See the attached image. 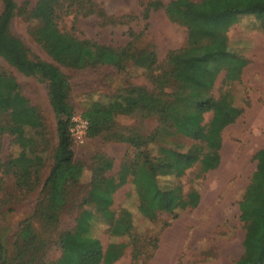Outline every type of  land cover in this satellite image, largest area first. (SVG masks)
<instances>
[{
  "label": "trees",
  "instance_id": "16d2710c",
  "mask_svg": "<svg viewBox=\"0 0 264 264\" xmlns=\"http://www.w3.org/2000/svg\"><path fill=\"white\" fill-rule=\"evenodd\" d=\"M43 2L42 14L33 15L27 10V3L18 8L13 0H0V58L22 75L46 84L55 115L56 144L52 165L41 182L43 197L35 210L38 220L57 226L69 193L78 185L83 172V167L74 162L69 132L73 117L71 88L59 66L75 70L107 66L124 72L131 64L149 73L155 84L156 93L134 89L109 105L93 103L82 112L89 138L111 130L119 108L129 114L139 112L141 119L156 120L152 131L132 137V146L141 160H123L114 175L100 181L93 179L79 203L87 210L75 217L72 229L54 235L51 242L60 255L50 264H112L120 257L121 250L114 241L103 250L93 236L92 223L104 222L113 238L124 236L132 227V215L127 209L118 213L111 209L117 189L131 183L136 196L147 200L153 208L144 214L152 216L157 209L173 221L178 217L177 206L184 195L180 182L184 172L197 166L200 177L219 166L222 131L248 106L247 101L240 105L228 96L230 89L240 82L249 60L234 52H223L217 59L208 58L206 49L222 42L225 33L246 18L255 31L264 34V0H170L167 3L147 0L141 14L145 22L143 31L135 34L129 29V42L121 47L80 39L59 29L57 20L61 13L66 15L72 8L77 17L94 15L105 24L113 23V18L93 0ZM158 10H163L170 22L186 26V37L183 47L168 52L164 70L153 74L157 68L154 44L137 48L134 43L147 38V20L151 12ZM16 16L29 23V34L53 62L26 58L24 46L10 34V24ZM221 72H224L222 96L215 99L212 90ZM207 113L211 116L206 122ZM45 132L46 124L38 108L21 93L16 79L0 69V146L3 137L8 136L19 149L16 155L0 162V190L4 178L12 179L17 189L26 192L39 186L49 147ZM123 136V140H128L125 133ZM253 159L255 169L238 200L239 220L245 230L243 254L230 264H264V148L256 151ZM198 200L196 191L186 195L190 207ZM29 222L26 220L20 226L13 258L7 256L0 238V264H27V259L30 264H47L46 251L51 243L42 238L47 231L42 226L36 231ZM168 226L169 223L164 227ZM31 248L33 252L28 256ZM154 249L156 243L151 251ZM140 255L138 246L134 247V260Z\"/></svg>",
  "mask_w": 264,
  "mask_h": 264
},
{
  "label": "rangeland",
  "instance_id": "374dc122",
  "mask_svg": "<svg viewBox=\"0 0 264 264\" xmlns=\"http://www.w3.org/2000/svg\"><path fill=\"white\" fill-rule=\"evenodd\" d=\"M13 1L18 8L27 3L26 8L33 15L42 14L44 0ZM93 1L113 18V23L105 24L94 15L77 17L72 8L66 15L61 13L57 20L59 29L77 38L91 39L112 47H121L129 42V29L135 34L143 31L145 22L141 14L143 3L147 0ZM161 1L167 3L170 0ZM147 22V38L137 40L134 45L141 48L148 43L154 44L157 68L153 74H160L165 68L168 52L185 45L186 26L170 22L163 10L151 12ZM28 27L29 23L23 17H14L10 24L11 38L21 42L28 60L53 62L29 34ZM215 52L216 56L213 55ZM223 52H234L249 60L242 70L240 82L230 89L228 96L240 105L247 101L248 106L233 124L222 131L219 166L200 177H197V166L184 172L180 178L184 195L177 206L178 217L173 221L171 216L157 209L152 216L144 214L152 206L147 200L136 196L131 183L117 189L113 194L111 209L116 213L127 209L132 215V227L124 236L113 238L104 222L95 220L92 223L93 236L103 250H107L113 241L121 250L120 257L112 264H230L242 256L245 230L239 220L238 200L255 169L253 155L264 148V34L255 31L247 18L243 19L225 33L222 42L206 49L207 57L212 59H217ZM59 68L70 84L69 100L73 116L82 118L83 110L89 105H109L134 89L140 88L146 94L156 93L149 73L131 64L124 72L107 66L84 70ZM0 69L16 79L21 93L38 108L46 124V140L49 142L45 167L41 170L40 184L36 189L29 192L17 189L12 179L4 178L1 183L0 238L7 256L13 258L17 233L26 220L36 231L40 230V226L47 231L42 238L48 243L52 242L54 235L72 229L75 217L87 210L79 203L87 195L89 183L93 179L100 181L114 175L123 160H141L132 146V137L152 131L156 127V120L153 117L141 119L139 112L129 114L119 108L115 126L111 130L94 138L87 137L86 132L82 144L72 142L74 162L83 167L81 179L71 189L57 226L45 225L38 220L35 210L43 197L41 182L52 165L56 144L55 115L49 104L47 86L36 78L22 75L1 58ZM223 75L224 72H221L215 81L212 90L215 99L222 96ZM210 116V113L205 114L206 122ZM123 133L128 140H123ZM18 151L11 139L4 136L0 146V162L8 160ZM191 191L199 195L194 207L186 204V195ZM168 223L169 226L164 227ZM52 243L48 244L46 251L47 264L60 255L59 249ZM154 243L156 249L151 251ZM137 246L141 255L134 260L133 248ZM32 252L33 248L29 249L28 256ZM27 264H30L28 259Z\"/></svg>",
  "mask_w": 264,
  "mask_h": 264
},
{
  "label": "built area",
  "instance_id": "2783aa9c",
  "mask_svg": "<svg viewBox=\"0 0 264 264\" xmlns=\"http://www.w3.org/2000/svg\"><path fill=\"white\" fill-rule=\"evenodd\" d=\"M69 132L73 143L82 144L87 132V122L78 115L73 116Z\"/></svg>",
  "mask_w": 264,
  "mask_h": 264
}]
</instances>
